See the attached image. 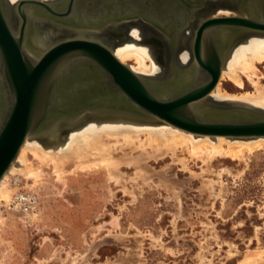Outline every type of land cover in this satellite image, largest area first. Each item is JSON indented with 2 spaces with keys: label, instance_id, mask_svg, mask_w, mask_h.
Returning <instances> with one entry per match:
<instances>
[{
  "label": "rangeland",
  "instance_id": "obj_1",
  "mask_svg": "<svg viewBox=\"0 0 264 264\" xmlns=\"http://www.w3.org/2000/svg\"><path fill=\"white\" fill-rule=\"evenodd\" d=\"M2 3L15 33L8 4ZM229 11L227 16L237 15ZM133 41L113 43L111 49ZM153 45L164 68L151 77H171L162 45ZM258 68L264 77V62ZM243 80L244 90L228 80L222 89L235 95L253 92L248 78ZM50 126L60 129V138L73 134L69 122ZM50 129L39 136H48ZM149 152L148 159L135 163L142 152L119 147L115 178L102 167L74 170L72 162L63 173L41 166L40 183L12 175L17 190L10 200H0V264H239L264 252V149L239 161H211L207 155L199 160L186 151L161 159ZM20 193L36 199L35 211L12 205Z\"/></svg>",
  "mask_w": 264,
  "mask_h": 264
},
{
  "label": "water",
  "instance_id": "obj_2",
  "mask_svg": "<svg viewBox=\"0 0 264 264\" xmlns=\"http://www.w3.org/2000/svg\"><path fill=\"white\" fill-rule=\"evenodd\" d=\"M3 3L0 0V182L28 138L39 136L52 123L69 122L87 113L137 116L201 136L264 138V112L208 100L224 67L215 45L217 30L264 35L260 21L264 18L255 17L257 12L251 8L246 16L236 11L235 16L209 18L194 45V65L170 80L137 75L110 47L88 39L66 40L33 51L25 43L27 6L47 8L46 4L20 2L22 27L17 36ZM191 73L194 76L189 78ZM183 76L186 81L181 82Z\"/></svg>",
  "mask_w": 264,
  "mask_h": 264
},
{
  "label": "bare ground",
  "instance_id": "obj_3",
  "mask_svg": "<svg viewBox=\"0 0 264 264\" xmlns=\"http://www.w3.org/2000/svg\"><path fill=\"white\" fill-rule=\"evenodd\" d=\"M5 1L8 4L12 26L15 30L18 24L14 11L17 3L22 0ZM226 1L229 2V0H225L224 2ZM237 1L238 0H234L233 4L235 5ZM223 4L216 3V9L212 10L214 12L213 15L226 14L227 16L230 14L229 12L231 11H229V7L223 6ZM35 11L36 10L33 8L27 10L28 27L32 31L33 21L35 17L38 16V12ZM255 17H261V13H256ZM40 30L42 32L40 34V39L38 35L35 37V33L32 34V31L29 30L30 37L27 43L29 42L28 46L33 51L45 50L53 44V41H61L65 38L62 31L47 27V25H40ZM130 30V35L135 38L137 42L133 41L130 44L120 45L118 48L112 49L115 56L121 63L128 65L137 75L147 77L160 75L164 66L163 68L161 67L160 61L157 58V47L143 42L144 38L148 36V31H144L143 27L139 25L131 26ZM224 32V36L230 34L227 30ZM175 46H172L174 48L173 50L176 49ZM179 60L182 64L188 63L191 60L190 53L188 51L183 52ZM130 61H133L134 64H128ZM263 62L264 35L255 34L249 36L246 40H242V42L234 47L229 54L227 63L224 64L222 69L220 82L216 89L209 95L208 100L219 105H242L264 112V84L260 82V79L264 77L261 76L258 68V65ZM192 76H194L193 73L190 74L189 78ZM243 76L247 77L248 81L253 85V92L235 95L222 89V82L227 80L234 83L239 89L244 88L245 82ZM180 81H186L185 77L183 76L180 78ZM1 96L3 97L2 94ZM202 106L203 104L197 105L199 109H201ZM69 126L72 128L70 131H72L73 134L67 138H65L66 136L60 138V135H58L60 129L51 130L50 128L52 126L49 125L48 128L51 130V133L54 132L55 134L50 133L48 136L31 137L26 140L16 160L0 182V200H10L15 190H17L16 186L10 183V177L12 175H22L28 180L40 183L44 177L41 166L50 167L52 165L56 172L62 171L63 173L65 172V164L72 162L75 164L74 170L84 171L102 167L108 171L111 178H115L116 170L119 171V162L116 159L115 151L122 146L134 147L142 152L141 160L133 159L135 163H139L143 161V159H148L149 156H147V154H150L149 150L153 152L151 155H158L161 157L167 156V154L170 153L171 156H174V159H176L175 156L179 151H186L192 158L199 160L207 155L208 159L211 161L220 158L239 161L244 158L245 153H249L250 155L264 149V138L233 139L227 137L194 135L177 129L169 124L156 120L148 121L137 116H112L99 112L87 113L84 116L82 115L69 121ZM29 155H32L34 160L39 162V167H36L29 159ZM161 159H163V157ZM183 164L186 165L185 161H183ZM2 220L3 216L0 212V222ZM239 264H264V252H257L255 255L247 257Z\"/></svg>",
  "mask_w": 264,
  "mask_h": 264
},
{
  "label": "flooded vegetation",
  "instance_id": "obj_4",
  "mask_svg": "<svg viewBox=\"0 0 264 264\" xmlns=\"http://www.w3.org/2000/svg\"><path fill=\"white\" fill-rule=\"evenodd\" d=\"M37 1H41L45 3L47 8H43V6L41 7L35 4L27 6L28 8H33L36 10L39 9L40 11H38V16L35 17L33 21V25H32L33 31L29 27L26 31V35H25L26 44H29V42L27 43V40L30 37L29 30L32 31V34L35 33L34 34L35 37L36 35H38V38L40 39L41 38L40 34L42 33L40 30V25H47V27L55 28L57 30L62 31L65 35L64 36L65 38L63 40L55 41V42L53 41V44L66 40L88 39L95 42H100L111 48V44L117 42L122 43L124 41H127L129 38H131L132 36L130 35V31H131L130 27L133 25H139L143 27L144 31L146 30L148 31V32L146 31L148 33V36L144 38L143 42H147L152 45L154 43H158L162 45L165 57L168 60L167 74L171 75V77H168L166 75L167 77L164 76L162 78L170 79V80H174L175 75L178 72L184 70V68L194 65L195 63V55L193 53L194 45L200 36L199 33L201 32V28L204 26V24L208 22L209 18L214 16H215L214 18L225 17V15H220V16L213 15L214 12L212 10L216 9L215 7L216 3H222V4L224 3L223 6L231 7L235 9L237 12L243 14L244 16H246L245 15L246 10L250 8L253 10L254 7L255 8L253 12L261 13V16L264 15V0H244V1L238 0L235 5L233 4L234 0H229V2L228 1L224 2L225 0H219V1H213V0H154V1L153 0L152 1L150 0H90V1L89 0H51V1L37 0ZM20 2L17 3L14 11L16 17L19 19L18 25L15 29V33L17 35H20L21 27H22V18L18 13ZM111 2L114 4H112ZM250 4H252L253 6H249ZM115 7H117L119 10ZM224 31L225 29L221 28L217 30L216 33L217 35H215L217 39L215 40L216 43L215 45L218 51L220 52V57L222 59L226 57L230 49H232V47L236 43H238L245 37L242 31L230 32V34L227 36H224L225 33ZM172 46L173 47L175 46L176 49L173 50L174 48ZM185 51H188L190 53L191 60L186 64H182L179 60V57Z\"/></svg>",
  "mask_w": 264,
  "mask_h": 264
},
{
  "label": "built area",
  "instance_id": "obj_5",
  "mask_svg": "<svg viewBox=\"0 0 264 264\" xmlns=\"http://www.w3.org/2000/svg\"><path fill=\"white\" fill-rule=\"evenodd\" d=\"M36 203V199L33 196L22 193L15 195L12 199V205L23 212L35 211Z\"/></svg>",
  "mask_w": 264,
  "mask_h": 264
}]
</instances>
